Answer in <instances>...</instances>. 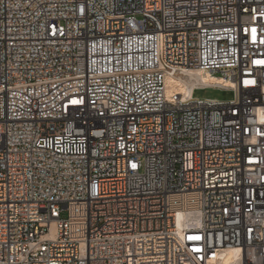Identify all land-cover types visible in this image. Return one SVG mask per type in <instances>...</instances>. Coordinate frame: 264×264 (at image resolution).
<instances>
[{
	"label": "built area",
	"instance_id": "1",
	"mask_svg": "<svg viewBox=\"0 0 264 264\" xmlns=\"http://www.w3.org/2000/svg\"><path fill=\"white\" fill-rule=\"evenodd\" d=\"M231 249L264 264V0H0V264Z\"/></svg>",
	"mask_w": 264,
	"mask_h": 264
},
{
	"label": "bare ground",
	"instance_id": "2",
	"mask_svg": "<svg viewBox=\"0 0 264 264\" xmlns=\"http://www.w3.org/2000/svg\"><path fill=\"white\" fill-rule=\"evenodd\" d=\"M203 78L205 79V81H219V82H225L226 84H228L227 81L225 80H222V79H219V78H214L213 76L211 75H203ZM181 89V90H188V85L186 83H184L183 81H181V79H178V78H174V77H171L169 79V88H168V92H172L173 90L175 89ZM183 216L182 215H179V220L182 218ZM180 223V227L183 228L184 225H182L181 222ZM192 239L194 240H198L200 237L198 235H192L190 236ZM234 254V250H228L226 252V255H225V263L226 264H229L230 263V259L232 257V255Z\"/></svg>",
	"mask_w": 264,
	"mask_h": 264
},
{
	"label": "rangeland",
	"instance_id": "3",
	"mask_svg": "<svg viewBox=\"0 0 264 264\" xmlns=\"http://www.w3.org/2000/svg\"><path fill=\"white\" fill-rule=\"evenodd\" d=\"M194 94L198 98H215L219 100H231L235 97V93L232 90L216 88L197 89Z\"/></svg>",
	"mask_w": 264,
	"mask_h": 264
}]
</instances>
